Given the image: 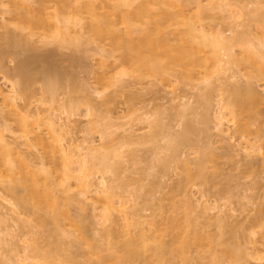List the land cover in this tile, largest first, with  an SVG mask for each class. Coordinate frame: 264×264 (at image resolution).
<instances>
[{
	"label": "bare ground",
	"instance_id": "1",
	"mask_svg": "<svg viewBox=\"0 0 264 264\" xmlns=\"http://www.w3.org/2000/svg\"><path fill=\"white\" fill-rule=\"evenodd\" d=\"M227 1L0 0L1 15L9 16L4 19L6 23L2 26L14 28L8 39L9 47L13 49L24 46L23 49L27 47V50L33 51L39 48L38 42H41L68 48L77 53L85 44L90 43L91 46L93 43L92 54L96 56L93 80L97 85L93 88L85 83L80 84L74 76L63 72L54 65L55 63L50 62L39 77L33 73L32 62L30 64L27 61H19L15 68L10 69L5 62L8 52L0 47V73L10 85L8 91L0 89V189L8 194L1 195L0 192V204L11 200L5 198V195L13 194L14 200L13 203L9 202L10 206L8 205L9 208L5 212H0V223L5 224L6 228L26 227L31 231L40 227V231L36 230L34 236L27 233L31 240L26 238L27 236L21 238L22 247H18L17 241L13 239L7 241L9 239L6 240L2 236L5 231H2V234L0 231V250L7 248L12 256H16L15 261L13 258L10 262L7 259V262L134 264L143 257L142 253L134 250L138 247L145 253L150 252L156 264H191L189 256L198 250V259H207L205 263L199 261L201 264L264 262V208L252 218L250 226L244 227L222 206L212 205L209 199L202 200L206 197L205 193L201 199H195L193 192L189 190L190 187H187L188 182L195 186V180L200 179V185L205 186V191H208L211 180L204 174V169L207 170V163L222 155L238 157L234 159L235 165L240 164L248 172L264 168V158L261 161L254 159L262 156V148L257 144L263 136L257 137L254 143H242L236 149L232 142L230 143L235 134L244 139L250 133L251 124L258 121L255 109L259 105L264 106V94H260L254 84L248 81L230 91L233 92L234 100L231 101L232 96H228V101L222 95L226 90L222 81L226 77L227 81L238 77L239 71L228 76L227 72L231 70L232 65L240 69L245 68L249 80L255 78L254 82L264 83V13L259 14L258 8L246 9L247 15L253 14L257 19L253 20L250 16L245 22L244 16L247 15L236 5V0H232L234 3ZM257 2L258 6L264 0ZM257 2L249 0L248 4L254 5ZM188 7L196 10L193 13L195 16H187V13H184ZM215 17L227 25L230 35L219 31L220 28L214 31L204 25V20L209 21ZM237 48L241 57L235 52ZM116 62L120 64L117 65ZM116 66H120V71L123 70L121 73L133 75L136 83L137 80L142 82L153 79L154 83L159 82L158 87L165 91L174 89L171 88L175 87L173 80L181 85H192L196 81L199 82L200 74H206L207 78L211 76L213 69L220 68L218 75L222 77L218 79V96L221 94L223 98L212 104L209 99L210 92L201 97L198 103L206 106L203 120L198 109L191 108L192 115L197 117V120L200 116V122L203 124H207L211 119L215 120L217 136L214 140L209 139V128L197 129L196 118L187 119L180 135L172 132V121L166 125L159 119L149 121L146 128L163 130V147H157L159 141L155 134H129V129H123L125 125L119 124L120 116L116 121L114 117L117 115H113L112 108H109L113 99L103 101L105 108L102 109L93 98L103 97V91L108 85L112 86V80L117 79L114 75ZM118 79L115 82L121 84L122 81ZM208 80L211 81V78ZM38 81L41 83V89L36 88ZM65 86L69 89L68 92L82 89L80 92L84 94L83 98L80 101L69 98L59 105L57 97ZM122 88L128 89V85H123ZM132 97L134 100L135 95ZM176 99L174 97L171 101ZM79 105H85L84 115L78 113ZM80 117L89 119L86 127L80 126L79 120L74 121ZM103 119L105 122L99 123ZM114 121L118 123L115 125ZM142 129L145 128L139 130ZM91 130L99 132L102 143L98 146L94 142H86L83 147L72 139L70 142H64L68 140L66 137L75 132L85 133L84 131ZM198 137L206 138L203 146L199 147ZM216 142H226L227 147L221 155L215 151ZM148 143L156 145L155 159L151 167L158 166L160 175L152 177L147 173L152 179H148L145 185L141 178L135 180L137 187L133 190L134 195H131V200H127L122 193L130 182L118 180L120 174L127 171L124 168L125 155L133 160L137 155L132 149L134 145L144 147ZM184 145L197 150L186 153L183 148L182 152ZM160 148L170 152L166 158L158 155ZM197 153L198 156L194 159L189 156ZM173 163H177L176 167H181L179 168L185 176L183 179L179 178L180 180L170 188L175 190L178 197L180 195L179 205L184 211L182 214H176V209H172L176 215L173 217L165 213L167 216L163 217L162 224L157 225L154 217L151 220L143 219V211L147 210L153 201L155 204L156 192L167 188L161 178ZM111 175L116 178L115 184L108 182V176ZM118 190L122 193L118 194ZM89 202L92 203L91 211L89 209L90 212L86 213L91 221V233L83 227L84 220L81 216L82 212L88 209L85 206ZM174 204L171 205L172 208H175ZM20 209L25 212L19 211ZM25 214L33 219H24ZM47 225L53 226L52 229H47ZM65 225L69 227L68 232L63 228ZM211 231L213 233H210ZM172 233L176 235L170 243L157 245L165 234ZM93 241L96 243L93 244ZM1 261L0 259V263ZM4 262L6 261L2 263Z\"/></svg>",
	"mask_w": 264,
	"mask_h": 264
},
{
	"label": "rangeland",
	"instance_id": "2",
	"mask_svg": "<svg viewBox=\"0 0 264 264\" xmlns=\"http://www.w3.org/2000/svg\"><path fill=\"white\" fill-rule=\"evenodd\" d=\"M153 1H155V0H153ZM229 1H232V0H228L227 2H229ZM30 2H32V1H30ZM227 2H225V3L227 4ZM236 2H237V4H236ZM236 2H235V4L242 11H244L245 15H247V12H245L246 9L252 10V9L258 8L257 10H259V14L264 13V2H262L261 4L259 3L258 6H257V4H258L257 0H255V2H257V3H255L254 5L248 4L249 0H236ZM195 11L196 10H194V9L192 10V8L188 7V9L187 8L185 9L184 13L185 14L187 13L186 14L187 16L191 15V17H193V16H195V15H193V13ZM250 16H252L254 18L253 20L257 19V16L254 17L253 14H250ZM250 16L249 15L244 16L245 22H246V20H248V18ZM8 18H9V16L6 15L3 17L0 13V47L5 52L10 53V56H8V53H7V58L5 59V62H6V65L8 68H10V69L15 68L19 61H23V62L27 61L29 63L32 62V64L31 63L30 64L32 65V68H34L33 73L39 77V74L43 71V69L45 71L46 68H48L49 62L53 63V64L55 63L54 65L58 66L63 72L70 74L71 76H74L76 78V80H79L80 82L79 81L78 82L80 84L85 83L86 86H91V87L97 86L95 84V80H93V77H94L93 73L96 71V60H95L96 56L92 54V49L94 48L93 43H91L92 44L91 46H90V43L85 44L82 47V49L77 51V53L75 52L76 54L73 53L72 51H70L68 48L57 47L54 44L53 45L52 44H49V45L48 44H42L41 42H38L39 48L36 50H33V51L27 50V47H25L23 49L24 46L23 47H21V46L15 47L16 48V50H15V48L12 49L11 47H9V45H7L10 34L14 30L13 26H10L9 28H4L2 26L3 23L5 22L4 19L6 20ZM219 20L221 21V19H219L218 17H215L209 21L207 19V21L204 20V22H205L204 25L207 28L214 29V31L216 29L220 28L221 30L219 29V31L224 32L226 35H230L229 34L230 32L227 30L228 29L227 25L222 24ZM214 36H215V32H214ZM239 49H240V47H239ZM239 49L238 48L235 49L236 50L235 52L238 53L237 55L239 57H241ZM86 51H87V53H86ZM89 51H91V52H89ZM89 53H90V55H89ZM116 64L119 65L120 62H116ZM230 68H231V70L229 71L230 73L227 72L229 74L228 76H231L233 72L235 73L238 71H239V74L235 80L233 79V80L227 81L226 80L227 77H226L222 81L223 84H225L227 91L224 90L223 93L222 92L221 93H222V95H224V98H226V100H228V101L234 100V97L232 94L233 92L231 93L230 91H234L235 86L244 85L248 81L250 83L254 84L256 90L258 92L260 91L259 92L260 94H264V85H263L264 83L260 82V81L254 82V80H256L255 78H251L249 80L250 77L249 78L247 77L249 75H247L246 72H248V71L245 70V68H241L242 69L241 70L239 67H236V66L233 67V65L230 66ZM219 69L220 68H218V70ZM218 70H217V68L213 69L211 76L207 77L208 79L211 78V81H209L206 78V74L204 75V73H202V74H200L201 79H199L198 83L196 81L195 82L196 84L192 83V85H191V83H190V85H189V83H188V84H184V85H186V86H184V85H181L180 83L175 82V80H173L175 87H171V88H174V89L176 88V89L175 90L173 89L171 91L169 88V89H166L167 91H165L164 89H162V87H160V86L158 87L159 82L157 83L155 81V83H154L153 79L151 81H150V79H148L147 81L143 80L142 82L137 80L139 84L136 83L135 77L133 75H129V74L125 75L124 73H121V71H123V70L121 69V71H120V66H119V67H117V69L115 68V70H114L115 74L114 73L113 74L116 75L115 77H117V79L120 78L118 80H121L123 84L122 83L119 84L118 82H115V80H117V79L114 78V80H112V83H111L112 86L108 85V87H107V85H106L105 87H107V88L105 90L103 89L104 91L101 90L104 92L103 97L93 96V98H94L95 102L100 104L102 109L105 108V106L103 105V101H106L109 98H111V100L113 99V102L109 105V108H112L111 111H112L113 115H115V116L117 115L116 117L113 116L116 121H117V117L120 116L118 119V122L120 125H125L123 129H127V130L129 129L128 133L129 134L131 133V135H133L135 132H136L135 133L136 135L138 134L140 136H142L143 134H145V135L146 134L147 135H154V134L157 135V138H158L157 140L159 141L158 144H156L157 147H159V145H160V147H163L165 145L163 130H161L160 128H157V129L155 128L156 130L150 129L149 127L146 128L147 127L146 125L149 123V121L152 122V120L154 121L156 119L161 120L162 123H165V125L170 124V122L172 121L171 125L173 124L172 126L174 127L172 129V132H174V134L177 133L176 135H180L183 133V131H184L183 128L185 127V124L189 120V118L190 119L196 118V121H197V123L195 124L196 128L197 129L209 128L210 129L209 139L214 140V138L217 136V135H215L217 132V130L215 128V125H216L215 120L211 119V121H209L207 124L206 123L203 124V122H200L201 121L200 116L202 118L203 114H206V110H205L206 106H204L203 103L199 104L198 102L201 101V97L208 95L209 92H210L209 93V99H210V101L212 100V104H214L217 99L223 98V96L221 94H220V96H218L220 93L218 91V88L220 86L218 79L222 77L221 74H222L223 70L220 72L221 77L218 75ZM116 73H118V74H116ZM212 80H214V82ZM140 82H141V84H140ZM37 83H39V84H37ZM37 83H36V88L41 89V85H40L41 83L39 81ZM194 84H195V86H194ZM123 85L124 86L128 85V89L122 90ZM187 85H188V87H187ZM9 87H10V85L7 82V79L4 77L3 74L0 73V89L8 91ZM105 87H103V88H105ZM93 88H95V87H93ZM63 89H64V91H62ZM98 89H102V88H98ZM62 90L60 91V95H58V97H57L59 105H62L69 98H73L75 100L80 101L84 95L83 93L81 94V92H80V90H82V89H79V90L77 89L76 91H73V92L69 91L68 92L67 90H69V89H66V86H65L62 88ZM77 91L79 93H77ZM70 92H71V94H70ZM128 95H130V97ZM134 95H135L134 100H132L131 97ZM228 96H232V97H230V100H229ZM174 97H176L177 99L174 101H171V99ZM168 99H170L171 102L170 101L168 102ZM185 102L187 103L186 105H185ZM188 102H189V106H188ZM131 107H133L134 110ZM130 108L132 110L131 113L129 111ZM191 108L192 109L197 108L198 112H200L201 115L198 116V120H197V117L192 115ZM189 109H190V111H189ZM78 113H80L81 115L85 114V105H82V106L79 105ZM255 113H257L258 121L251 124L250 133L244 139H241L239 134H235V136L232 137V139L230 140V143L232 142L231 144L236 149V147L242 143L244 144L245 142L247 143L248 141H250L251 143H254L257 137L263 136L261 142H259L257 144L262 148V150H261L262 156L260 155V156L254 158L255 160L257 159L256 161H261L262 158H264V106H263V104L259 105L255 109ZM179 114L181 117H179ZM211 114L212 113H210V115ZM103 115L104 114H102L101 117H103ZM187 115H189V116H187ZM120 118H122L121 119L122 121L120 120ZM178 118H180V119H178ZM77 120H79L78 123L80 124V126H84V127L87 126V122L89 121L88 118H84V117H80L77 119L75 118L74 121H77ZM202 120H203V118H202ZM116 121H114L115 125H116V123H118ZM100 122L104 123L105 121L103 119V120H100L99 123ZM234 122H236V121H234ZM232 124H233V122H232ZM232 124H230V125L232 126ZM236 125H238V123ZM127 127H129V128H127ZM141 128H145V129L139 130ZM132 130H134V131H132ZM84 132L85 133H83V131L82 132H75L72 136L66 137V138H68V140L65 138L66 141H64V142H70V140L72 139L78 145H82L83 147L86 146V142H94V144L97 146H98V144L102 143L101 137L98 134L99 132L97 130L96 131L91 130L88 132L84 131ZM119 132H121V131H119ZM88 133H89V135H88ZM7 135L8 134H6V136ZM9 137L10 136H8V138ZM73 138H75V139H73ZM198 138H199V142H200L199 147L203 146L204 143L206 142V138H204V139L201 137H198ZM223 143H221V142H219V144H218V142H216V144L214 143L215 144L214 147H216L215 151H217V153L219 155L223 154L225 152L226 147H227L226 142H223ZM156 145L154 144V146H153L152 144L148 143L144 147H142V145H141V147L138 145H134L136 148L131 146V148L133 147L132 149L135 150V152L137 153V155H136V153L134 152L136 155L135 157L137 159L134 158L133 160L132 159L130 160L129 158H127V156H126L127 154L125 155L124 161H125V159H126V161L124 162V164H125L124 168L127 171L123 172L124 174L123 173L120 174V177L118 180L122 179V182H123V180L129 181L130 187L129 186L126 187V190L124 193H122V192H120V190H118V194H120V193L124 194L126 196V198H128L127 200L132 199L131 195H134L135 187H137L136 181L139 180V178H141L142 182L145 185V183L146 184L148 183V179L150 180V179H152L153 176L156 177V176L160 175L158 173L159 172L158 166L156 168H155V166L151 167L152 166L151 163L155 159V156H154L155 150L154 149H156V147H155ZM183 148H184V150H183ZM136 150H138V151H136ZM162 150H163V148H162ZM162 150H161V148L158 149V152H159L158 155L162 158H166V156H168L170 152L166 151V150L165 151L164 150L162 151ZM182 150L185 151L186 153L187 152L192 153V152L196 151L197 148L192 149L191 147L184 145L181 148V151ZM158 155H156V157ZM189 156L190 157L193 156L192 158L194 159L198 156V153L197 154H191ZM236 158H238V157H236ZM236 158H231V157H227V156L222 155L217 160L212 161L211 163L210 162L207 163L208 168L206 166L207 170L204 169V174L206 176H208V178L211 180V183H210L211 186H210L208 191H205L206 190V188H204L205 186L203 187L202 185H200V183H201L200 179L195 180V184L197 183L195 186L192 185V182H188L187 187L188 188L190 187L189 190H191L193 192L192 196H194L195 199H198V198L201 199V197L204 195L203 193H205L206 197H203L204 199H202V200L206 201L207 199H209V201L212 205L219 206V207L222 206L223 209L226 210L227 213H232L234 215L233 217L235 219H237L238 221H240L244 227H248V226H250V222L252 221V218L259 212L260 209L264 208V168L257 169L254 172H248L240 164L235 165L234 159L236 160ZM176 166H177V163L171 164V166H169V168L167 169L165 176L163 177L164 179L161 178L162 182L166 183L167 188L163 189V191L158 190L159 192L155 193L156 195L154 196V198H156L155 201L158 203V205L156 206L157 203L155 202V204H154L153 203L154 201H153L152 202L153 206L151 204V206H152V207L150 206L151 208L148 207L147 210H144L145 212L143 211V216H144L143 219L151 220L152 217H154V218H156L155 220L157 222V225H161L163 217L165 218L167 215L174 217L176 214H182L183 213L184 209L180 208L181 206L179 205V202L181 201L180 195L178 197L174 192L175 190L173 191L172 189H170L171 186L175 185V183L178 180L183 179L185 177L184 172L182 171V169H180L181 167L179 165L178 166L180 168L176 167ZM137 170L138 171L140 170V171L138 172ZM142 171H144V172L142 173ZM171 171H172V173H171ZM138 173H140V174H138ZM141 173L142 174L145 173L146 175H147V173H149L148 175L151 174L152 177L148 176V175L146 176L144 174L143 179L144 178L145 179L143 180ZM108 177H109L108 182L115 184L116 178L112 175L108 176ZM116 183L121 184V182H116ZM246 188H251L252 190H246ZM127 190H128V192H127ZM0 192H1V195L2 194L4 195V193H5V191L3 189H0ZM20 192H22V191H20ZM241 193H243L244 195ZM5 194L8 195L7 192ZM240 194H241V196H240ZM6 195H5V198H7V199L9 198V200L11 199L10 201H12V203H13L14 202L13 196H12L13 194H9V196H6ZM171 195H172V199H170ZM175 195L177 196V198ZM248 197H252V198H248ZM232 201H233V203H232ZM9 202L8 203L2 202V204H0V212L1 213L5 212L6 209L9 208V206H10ZM171 203L172 204L175 203L174 204L175 208L174 207L172 208ZM141 205L143 206V204H141ZM176 205H178V206H176ZM91 206H92L91 202L86 204L85 208L87 207L88 209H86L85 212H82V215H81L83 220H84L83 227L87 228V231H89V232L91 229L90 228L91 227V224H90L91 221L87 217L88 216L87 213H89L91 211ZM160 207L161 208L163 207V209H161ZM89 209H90V211H89ZM172 209L173 210L176 209L177 212L174 210L176 214L174 213V211L172 212ZM233 209H234V211H233ZM19 211L22 212L24 210L20 209ZM161 212H164V213L162 214ZM160 214L163 215L162 218L160 217L161 216ZM27 215L28 214L23 215L24 219L28 218L29 221L31 219H33V217H31L30 215H28L29 217ZM147 217H149V218H147ZM4 225L0 223L1 234H2V231L3 232L5 231L2 234V236H4L6 240L9 239L7 241H10V239L17 241L18 247H22V244H23L22 240L24 239L25 236H27L26 238L31 240L30 235L34 236L37 233L36 230L40 231V227H38L36 229L34 228V230L31 231L30 229H28L26 227H20L21 229L19 227L18 228L17 227L16 228H14V227H12V228L7 227L6 228ZM67 226L68 225H65V226H63V228L67 229L66 231L68 232L69 227H67ZM4 227H5V229H4ZM46 227H47V229H52L53 226L47 225ZM212 231L210 233L214 232V231L213 232ZM168 232H170V231H168ZM27 233H29L30 235L29 234L27 235ZM89 235L91 236V234H89ZM175 235H176L175 233L165 234V236L161 239V241L157 245L162 246V245L170 243L172 240V237H174ZM22 237H23V239H21ZM20 239H21V242H20ZM95 243H96V241L95 242L93 241V244H95ZM209 247H206V248L209 249ZM4 249L2 248L0 250V253H1L0 259L2 260L0 264H3L2 263L3 261H6V262H4V264H10L9 263L10 259L12 260L13 258H14L13 260L15 261L16 256L15 257L12 256L13 254L10 253L7 250V248L5 250ZM134 250L139 251L143 255V257H141L139 260H137L134 264H145V263L146 264H156V261L151 256L152 254L150 252L145 253L143 251V249H141L140 247L134 248ZM198 251L192 252L190 254L189 260H190L191 264H201L199 261H201L202 263L206 262L207 259L206 260H203V259L199 260L198 259L199 258L198 256H200L199 255L200 253ZM200 252H201V250H200ZM5 257H6V259H4ZM7 257H10V258H7ZM168 258L169 257H166V259H168ZM7 259L9 262H7ZM178 261L179 260H177V262ZM108 264H114V263L111 262ZM251 264H264V262L261 263L259 261L258 262L257 261H251Z\"/></svg>",
	"mask_w": 264,
	"mask_h": 264
}]
</instances>
